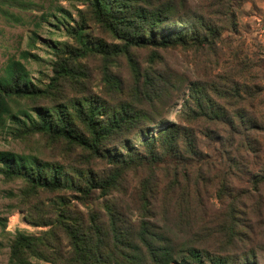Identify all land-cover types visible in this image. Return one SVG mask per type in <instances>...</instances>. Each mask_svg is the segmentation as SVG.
<instances>
[{"label": "trees", "instance_id": "obj_1", "mask_svg": "<svg viewBox=\"0 0 264 264\" xmlns=\"http://www.w3.org/2000/svg\"><path fill=\"white\" fill-rule=\"evenodd\" d=\"M81 1L88 18L75 25L68 23L70 14L61 7L55 8L54 15L42 17L47 21L53 16L57 28L74 39V43H43L55 54L48 83L32 80L27 63L41 58L28 50L5 62L0 73V131L14 139L46 137L63 144L67 154L80 151L87 162L104 161L108 170L99 174L90 167L67 169L36 154L0 151V174L8 181L22 179L32 190H73L85 200L100 202V209H91L86 220L59 208L54 221L35 222L36 226L53 225L43 236L16 233L11 260L15 264H260L243 229L250 220L242 219L245 215L235 209L234 202L217 219L221 242L215 248L199 246L197 234L185 239L183 233L190 236V230L172 232L152 215V208L162 203L177 216L174 225L181 224L183 216L178 207L182 195L176 191L191 177L198 182L206 165L209 169L217 166L189 130L168 124L170 114L177 113L181 121L206 122L207 148L213 147L212 142L213 150L225 156L219 164L230 165L224 177L233 164L245 161L231 156L234 141L243 142L248 162L259 159L255 134L264 131V117L249 114L252 105L239 94L242 84L230 83L227 76L218 85L186 81L166 70L143 72L130 55L132 49L177 46L210 52L221 39L218 22L209 13L196 11L190 0ZM233 3L217 1V8L230 22ZM31 6L24 0H0V16L18 21L10 9L28 10ZM89 21L113 42L91 41ZM41 24L35 22L29 38L28 45L33 48ZM90 56L101 58L103 84L110 96L121 90L110 67L116 58L125 56L132 76L129 93L108 104L86 91L82 60ZM183 89L179 111L172 98ZM130 173L142 174L133 187L128 183ZM252 177L257 179V186L264 184V170ZM129 186L133 189L130 208L117 196L123 192L128 195ZM64 202L62 198L59 205ZM221 204L226 207V200ZM195 219L188 229L201 221Z\"/></svg>", "mask_w": 264, "mask_h": 264}, {"label": "rangeland", "instance_id": "obj_2", "mask_svg": "<svg viewBox=\"0 0 264 264\" xmlns=\"http://www.w3.org/2000/svg\"><path fill=\"white\" fill-rule=\"evenodd\" d=\"M31 4L28 10L10 9L20 20H7L0 16V73L5 62L10 58H17L21 51L28 50L36 54L40 61L32 59L27 63L32 80L39 84L48 83L52 76L51 63L55 60V54L43 43L47 41H59L74 43L64 29H58V22L53 16L47 21L42 17L47 13L54 15L55 8L61 7L69 12L70 18H66L72 26L79 23L82 18H88L87 8L81 0H24ZM218 0H190L193 8L201 14L209 13L220 25L221 39L214 50H200L190 46L170 48H138L130 51L131 57L138 67L144 72L169 71L177 73L186 81H206L222 84L223 77L227 76L230 83L237 82L243 86L239 87V94L243 97L248 107L249 114L264 117V0H234L231 6L232 22L225 19L221 10L217 8ZM41 22L37 28V45L35 48L28 45L35 22ZM89 38L91 41L106 40L113 41L98 26L89 21ZM85 76L83 77L88 86L86 91L92 95L99 96L108 104L116 103L120 98L129 93L132 86V76L125 56H119L111 65L112 73L119 79L121 90L109 95V91L103 84L102 60L97 56H90L82 60ZM39 80V81H38ZM38 81V82H37ZM245 85V86H244ZM258 92V95L255 94ZM72 92V91H71ZM182 94H175L172 102L177 104L176 109H182L184 98ZM245 99V100H244ZM168 124L181 126L189 130L206 153L212 156L217 166L209 169L208 165L201 170L203 176L196 181V177L190 178L188 183L183 182L176 195L180 196L183 220L181 224H175L177 216L169 206L162 203L154 206L152 212L172 232L189 231L188 236L183 233L185 239L193 235L199 239V246L215 248L220 245L221 237L216 232L221 217L227 210V205L234 202L235 209L242 212L249 219L248 228H243L248 237V246L253 248L258 255L260 264H264V184L257 186L252 175L257 176L264 170V131L256 133V147L259 149V159L248 162L247 148L242 141H234L230 149L231 156L236 159H244V162L233 164L227 176L223 172L227 167L219 164L225 157L213 150L214 144L209 142L212 148H207L205 137L206 122L199 123L181 121L177 113L169 115ZM216 131V129H213ZM28 139V140H27ZM138 142H134L137 147ZM243 144V145H242ZM63 144L55 143L46 137L34 136L33 138L14 139L8 134L0 131V151L14 153L36 154L43 161L56 162L66 165L68 169L73 167L87 169L90 167L94 173L102 174L108 170V166L101 160H89L81 155L80 151H63ZM87 162L84 164V162ZM212 170V171H211ZM67 171V170H66ZM211 171V172H209ZM197 173V172H196ZM198 174V173H197ZM142 174L130 173L128 183L138 182ZM202 179V181H201ZM127 187L128 195L123 193L117 196L125 201V206L130 208V197L133 189ZM196 187V190L194 188ZM180 194V195H179ZM66 202L59 205L61 199ZM226 200V207L221 201ZM100 202L85 200L81 194L73 190H62L60 192H49L41 189L32 190L29 184L22 179L12 181L5 180L0 174V264H15L11 260V245L18 232L35 237L43 236L44 232L53 228L49 226H36L35 222L54 221L59 213V208L70 216H78L88 219L90 210L100 209ZM154 209V210H153ZM176 209V208H175ZM137 213L134 212V216ZM201 221L193 229L187 228L196 223V218ZM225 240V239H224ZM37 263V260H32Z\"/></svg>", "mask_w": 264, "mask_h": 264}]
</instances>
